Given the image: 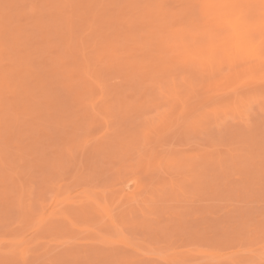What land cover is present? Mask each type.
Instances as JSON below:
<instances>
[{
    "label": "rangeland",
    "instance_id": "rangeland-1",
    "mask_svg": "<svg viewBox=\"0 0 264 264\" xmlns=\"http://www.w3.org/2000/svg\"><path fill=\"white\" fill-rule=\"evenodd\" d=\"M0 264H264V0H0Z\"/></svg>",
    "mask_w": 264,
    "mask_h": 264
}]
</instances>
